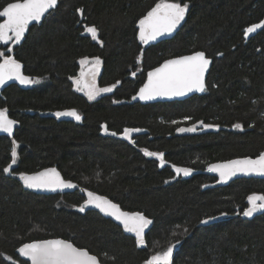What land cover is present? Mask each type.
<instances>
[{
  "label": "trees",
  "instance_id": "16d2710c",
  "mask_svg": "<svg viewBox=\"0 0 264 264\" xmlns=\"http://www.w3.org/2000/svg\"><path fill=\"white\" fill-rule=\"evenodd\" d=\"M8 2L0 0V6ZM156 2L60 0L11 52L0 45L37 81L12 84L0 93V110L19 123L13 139L0 136V264H28L18 247L56 237L106 264H144L170 244L175 245L172 264H264V212L242 218L247 197L264 194V179L216 186L217 178L206 173L211 163L264 153V29L244 36L245 28L264 21V0H183L189 8L181 30L145 47L138 21ZM86 26L96 27L103 47L92 41ZM194 51L213 59L203 95L146 105L131 101L148 70ZM96 57L102 69L97 86L116 87L88 100L73 80L80 77V61ZM68 109L82 120L53 115ZM194 124L196 131L176 133ZM204 125L212 127L204 130ZM125 128L140 131L129 141ZM14 148L13 173H4ZM142 149L163 153L164 166ZM173 165L193 171L176 177ZM48 166L124 210L149 217L146 248L99 212H80L85 201L80 190L43 195L23 188L19 173ZM222 213V221L199 223Z\"/></svg>",
  "mask_w": 264,
  "mask_h": 264
},
{
  "label": "snow or ice",
  "instance_id": "6c2138e0",
  "mask_svg": "<svg viewBox=\"0 0 264 264\" xmlns=\"http://www.w3.org/2000/svg\"><path fill=\"white\" fill-rule=\"evenodd\" d=\"M58 5V0H11V2L0 6V43L7 45L9 42L19 44L24 38L25 33L29 31V26L35 22L39 24L50 10H54ZM189 8L183 0H157L155 5L147 11L138 21L139 40L143 44H149L157 41L158 38L172 34L181 22L184 21L186 12ZM82 14V10L78 9ZM258 29H264V21L254 23L244 29V36L255 33ZM85 32L90 34L92 40H98V33L95 26L85 27ZM11 52V48L6 49ZM143 53H141V56ZM222 55V53H218ZM89 63L87 58L80 61L82 66ZM211 61L206 57L203 51H196L191 55L179 56L173 59L165 60L159 67L153 68L147 73V80L137 93L140 100H153L157 97H180L190 92H204L205 73L208 71ZM101 60L94 58L93 66L85 72L83 69L80 78L74 79L73 83L76 90L84 92L88 100H95L102 93L113 91L116 85L108 87H98L96 77L99 73ZM21 63L11 55H6L0 51V86H4L8 81H19L20 84H32L37 81L23 75ZM135 75V73H133ZM71 79V78H70ZM119 83V81H117ZM137 97L134 96L133 99ZM57 118L71 117L77 121L81 116L76 110H67L54 113ZM188 119V118H186ZM17 122L9 118L7 110H0V131L11 135L14 125ZM175 123V121H173ZM203 123V122H201ZM212 127V125H204ZM234 127L241 128L240 124ZM104 132H109L107 126L103 127ZM140 129L125 128L123 136L131 140V133L139 132ZM180 132H194L195 127L180 128ZM116 136L117 133H110ZM145 156L155 157L160 165L164 166V154L152 152L148 149H142ZM17 152L15 148L11 153V164L3 169L4 173H13L12 165L16 164ZM177 175L183 174L189 176L192 173L191 168L172 166ZM209 172H215L219 175V182H227L238 174L260 175L264 176V153H260L255 159L245 157L235 159L226 163L211 165ZM19 179L24 186L29 189L62 191L77 187L70 181L62 178L56 168H46L43 171L33 174L19 173ZM167 182V181H166ZM88 199L79 206V211L84 212L85 207L92 205L107 216L113 217L123 225L126 232L134 233L137 246L144 247L145 229L153 223L141 212L123 211L120 206L113 203L106 197L97 195L93 192H87ZM248 207L244 209L243 216L252 217L257 212L264 211V194H251L247 197ZM221 215H226L222 213ZM216 217L209 216L199 223L207 225ZM188 229H185L187 232ZM179 241H177L178 243ZM175 245L170 244L166 250L151 255L144 261V264H172V256ZM21 257H25L31 264H101V261L94 254L81 247H77L66 239H44L35 240L30 243H24L17 249ZM6 259L11 260V257ZM12 264H17L13 261Z\"/></svg>",
  "mask_w": 264,
  "mask_h": 264
},
{
  "label": "water",
  "instance_id": "95a60500",
  "mask_svg": "<svg viewBox=\"0 0 264 264\" xmlns=\"http://www.w3.org/2000/svg\"><path fill=\"white\" fill-rule=\"evenodd\" d=\"M59 1H60V0H58V4H59ZM57 6H58V5H57ZM56 8H57V7H56ZM56 8H55V9H56ZM55 9H54V10H55ZM52 11H53V10H50V13H51ZM48 15H49V14H46L45 17L42 18V21H41L39 24H36L35 22H33V24L29 26V30H30V28H31L32 26H34V25H41L42 22L45 20V18H46ZM185 19H186V15H185ZM185 19H184V21L181 22V25H179V26L177 27V29H176L172 34L167 35V36H164V37H161V38H158L157 41H152V42H150L149 44H144L145 47H149V46H151V45H156V44H158V43H160V42H162V41H165V40L173 39V38L175 37V35H176V34L181 30V28L183 27V25H184V23H185ZM28 32H29V31H27V32L25 33L24 38L21 40V42H20L19 44H21V43L23 42V40L25 39V37H26V35L28 34ZM97 33H98V40H92V41H93L94 43H97L100 47H103V46H104V42H103V40L100 38V36H99V31H98V30H97ZM19 44H13L12 42H9L7 45H4V44L0 43L1 46H4V47L10 46V48H13L14 46L19 45ZM194 52H196V51H194ZM194 52L186 53V54H182V55H178V56H174V57H170V58H167V59H165V60L173 59V58H176V57H179V56H184V55H191V54H193ZM203 52H204V51H203ZM204 53H205V52H204ZM205 54H206V53H205ZM206 57L211 61L210 65H209V68H208V71L205 73V85H206V88H207V80H208V76H209L210 69H211L212 64H213V59L210 58V57H208L207 54H206ZM165 60H164V61H165ZM164 61H162L160 64H158V65L155 66L154 68L159 67ZM152 69H153V68H151L150 70H148L147 73H148L149 71H151ZM21 71H22L23 75L30 77L29 75H27V74L24 72L23 67H22ZM87 71H88V70H87ZM87 71H86V72H87ZM147 73H146V78H145L144 83H145L146 80H147ZM101 74H102V69H101V67H99V73H98V75H97V77H96V83H97V84H98V81H99L100 78H101ZM30 78H31V77H30ZM144 83H143V84H144ZM12 84H17V85L24 86V87H27V86L30 85V84H20L19 81H15V80H13V81H8L4 86H0V93H1L5 88H7L8 86H10V85H12ZM143 84L141 85V87L143 86ZM141 87H140V88H141ZM140 88H139V89H140ZM139 89H138V91L132 96L131 101L134 102V103H140V104H143V105H146V104H153V103H164V102H171V101H183V100H186V99L192 97L193 95H203V94L205 93V91H206V90H205L204 92L193 91V92L188 93V94L185 95V96H180V97H157V98H155V99H153V100L143 101V100H140L139 97H138V95H137V93L139 92ZM134 96H136L137 98H136V99H133ZM7 114H8V113H7ZM8 116H9L10 119L15 120V119H13L12 117H10L9 114H8ZM15 121H16V120H15ZM16 122H17V123L14 125L13 133H12L11 135H9V134H7V133H4V132L0 131V136H7V137L13 139V138H14V135H15V132H16V129H17L18 125H19L18 121H16ZM191 127H195V128H197V125L194 124V125H191V126H181L180 128H191ZM180 128H178V129H180ZM178 129L176 130V133H177L178 135H180V134H190V133H191V132H187V131H185V132H180V131H178ZM135 133H138V132H133V133H131V138H132V136H133ZM127 140H129V139H127ZM129 141H131V140H129ZM243 158H245V157H238V158H234V159H230V160L243 159ZM250 158L255 159L256 157H250ZM230 160L217 161V162L211 163L209 166H211V165H215V164L226 163L227 161H230ZM46 168H56L57 171L60 172V174H61V176H62L63 179H65L66 181H70V182H72V183L75 184L77 187L72 188V189H64V190H62V191L58 190V191L53 192V191H46V190L29 189V188L25 187L24 184H23V182L21 181V184H22L23 188H24L25 190H28V191H31V192H34V193H37V194H43V195L63 194V193H67V192H73V191H75V190H80L81 194L85 197V201L88 199V197H87V192L90 191V192H93V193H95V194H97V195H100V196L106 197L107 199L111 200L109 197H107V196H105V195H102V194H100V193H97V192H95V191H93V190H91V189H89V188L82 187L79 183H77V182H75V181H73V180L66 179V178L64 177V175L62 174V172L60 171V169H59L57 166H48V167H44V168H42V169H39V170H37V171L30 172V173H25V174H33V173H35V172L43 171V170L46 169ZM208 168H209V167H208ZM206 173L209 174V175H211V176H214V177L217 178L216 186H225V185H228L229 183H231V182H233V181H235V180H237V179H243V178H258V179H264V176L255 175V174H252V175L238 174L237 176L232 177V178H231L230 180H228L227 182H219V175H218V173H215V172H209L208 169L206 170ZM85 201H84V203H85ZM111 201H112L113 203H116V202H114L113 200H111ZM116 204H118V203H116ZM118 205H119V204H118ZM119 206H120V205H119ZM85 208H86V209H93V210L99 212L103 217L112 220L114 223H116L117 225H119V226L123 229V225L120 224L119 221H116L113 217H110V216L105 215L104 213L100 212L99 209L95 208L94 206H92V205H88V206H86ZM120 208H121L123 211H127V212H140V211H129V210H124L121 206H120ZM263 212H264V211H262V212H257V213H255L252 217H245V216H243V214H242V218H244V219H251V218H253V217H256V216L261 215ZM141 213H142V212H141ZM143 214H144V213H143ZM144 215H145V214H144ZM145 216H146V215H145ZM146 217H147V216H146ZM215 217H216V219L210 221L207 225H209V224H213V223H216V222H219V221H222V220L225 219V217L222 216V215H220V216H215ZM147 218L150 219L149 217H147ZM150 220H151V219H150ZM151 226H152V224L149 225L148 228L145 229V242H146V236H147V233L149 232ZM123 231H124V233H125L126 235L131 236V237H133V238L135 239V235H134V233L126 232L124 229H123ZM49 239H65V238H62V237H56V238H49ZM42 240H44V239H42ZM66 240H68V239H66ZM69 241H70V240H69ZM70 242H72V241H70ZM27 243H30V242H27ZM72 243H73V242H72ZM73 244H74V243H73ZM74 245H75V244H74ZM21 246H22V245H21ZM21 246H20V247H21ZM146 246H147V243H146V245H145L144 247H140V248H146ZM77 247H78V246H77ZM18 248H19V247H18ZM85 249H86V248H85ZM87 250H88V249H87ZM88 251H89V250H88ZM16 252H17V254L19 255V253H18L17 250H16ZM89 252H90V251H89ZM90 254H93V253L90 252ZM94 255H95V254H94ZM19 256H20V255H19ZM96 256H97V255H96ZM20 257H21V256H20ZM97 257H98V256H97ZM21 258L24 259V260H26V261L28 262V264H31V262L28 261L25 257H21ZM98 259H99V257H98ZM99 260H100V259H99ZM100 261H101V260H100ZM101 264H106V263H103V262L101 261Z\"/></svg>",
  "mask_w": 264,
  "mask_h": 264
},
{
  "label": "rangeland",
  "instance_id": "374dc122",
  "mask_svg": "<svg viewBox=\"0 0 264 264\" xmlns=\"http://www.w3.org/2000/svg\"><path fill=\"white\" fill-rule=\"evenodd\" d=\"M0 51H4L5 54H6V51H5V50H0ZM93 61H94V60H89V63H88L87 65L82 66V69L86 72L90 67L93 66ZM100 66H101V64H100ZM135 74H136V73H135ZM82 93H84V92H82ZM68 110H73V109H68ZM63 111H67V110H63ZM57 112H60V111H57ZM54 113H56V112H53V115H54ZM78 113H79V112H78ZM79 115L81 116L80 113H79ZM59 119H72V120H75V119H73V118H71V117H60ZM81 120H82V116H81ZM81 120H79V121L75 120V121L80 122ZM185 120H186V119H183V121H185ZM208 129H209V127H205V128H204V130H208ZM176 177H187V176H184L183 174H180V175H177V174H176Z\"/></svg>",
  "mask_w": 264,
  "mask_h": 264
},
{
  "label": "flooded vegetation",
  "instance_id": "af4514ba",
  "mask_svg": "<svg viewBox=\"0 0 264 264\" xmlns=\"http://www.w3.org/2000/svg\"><path fill=\"white\" fill-rule=\"evenodd\" d=\"M101 67V66H100ZM80 78V77H79Z\"/></svg>",
  "mask_w": 264,
  "mask_h": 264
},
{
  "label": "bare ground",
  "instance_id": "6f19581e",
  "mask_svg": "<svg viewBox=\"0 0 264 264\" xmlns=\"http://www.w3.org/2000/svg\"><path fill=\"white\" fill-rule=\"evenodd\" d=\"M157 66V65H156Z\"/></svg>",
  "mask_w": 264,
  "mask_h": 264
}]
</instances>
